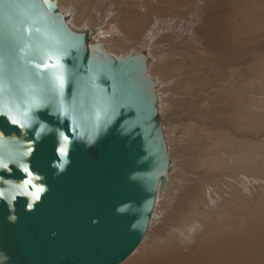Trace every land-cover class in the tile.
Returning a JSON list of instances; mask_svg holds the SVG:
<instances>
[{"label":"water","instance_id":"obj_1","mask_svg":"<svg viewBox=\"0 0 264 264\" xmlns=\"http://www.w3.org/2000/svg\"><path fill=\"white\" fill-rule=\"evenodd\" d=\"M66 19L0 0V264L122 263L171 168L147 57H112ZM21 165L38 201L19 194Z\"/></svg>","mask_w":264,"mask_h":264},{"label":"bare ground","instance_id":"obj_2","mask_svg":"<svg viewBox=\"0 0 264 264\" xmlns=\"http://www.w3.org/2000/svg\"><path fill=\"white\" fill-rule=\"evenodd\" d=\"M51 1L71 29L90 31L89 45L144 54L157 84L171 168L146 234L120 264L153 230L160 245L183 249L203 235L207 251L194 264H264V53L244 39L264 31V0L218 11L201 0Z\"/></svg>","mask_w":264,"mask_h":264},{"label":"rangeland","instance_id":"obj_3","mask_svg":"<svg viewBox=\"0 0 264 264\" xmlns=\"http://www.w3.org/2000/svg\"><path fill=\"white\" fill-rule=\"evenodd\" d=\"M200 1V0H199ZM204 0H201L198 3V5H201L202 7L206 8L209 5H213V9L218 11L220 10L218 8V5L228 1V0H206L207 3L203 2ZM217 5V8H216ZM223 11L229 10L226 5L221 7ZM207 12H211V9H207ZM205 13V11H204ZM224 14V13H222ZM212 22V19L208 20V24ZM201 24V21L199 22ZM195 26V24L193 25ZM223 25H221L222 27ZM194 35H192L193 37ZM249 41L248 47L254 48V55H259V53H264V31H255L252 33H249L246 38H244ZM242 38L240 39V41ZM120 41H124V38L121 37ZM247 46V45H245ZM246 55V54H245ZM157 225V223L155 224ZM154 225V226H155ZM154 234V230L151 234L150 241L146 245L145 248H143L142 251L139 252L138 256L133 257L130 261H128L126 264H194L196 260H202L205 253L206 248L204 247L203 243V235L199 234L197 236V240H193L191 242L186 241V248L183 249V247L176 245V246H169L170 242H167L165 245L161 244V239H155L152 238ZM159 233L156 232V235L154 237H157ZM155 239V240H154ZM197 241V243H196ZM188 242V243H187ZM157 244L160 247H156ZM152 252L154 254L153 258H150L148 254ZM157 257V259H155Z\"/></svg>","mask_w":264,"mask_h":264},{"label":"snow or ice","instance_id":"obj_4","mask_svg":"<svg viewBox=\"0 0 264 264\" xmlns=\"http://www.w3.org/2000/svg\"><path fill=\"white\" fill-rule=\"evenodd\" d=\"M51 65H46V67H50ZM39 67V65H37ZM9 119L12 120V123L14 124H21L19 120H17L15 117L10 116ZM21 126H23L21 124ZM39 135V134H37ZM63 135V133L61 134ZM65 141L67 142V136L64 137ZM31 150H29L30 153ZM61 154L66 156L67 155V148H64L61 150ZM23 172L27 174V178L24 179L20 184H19V189L20 192L25 195V196H30L34 201H38L40 199V194L45 191V189L42 186H37L36 184L33 183V180L39 179V177L33 176L32 171L25 165H21ZM60 168H63V165H59ZM0 168L8 169V165L0 161ZM10 170V169H9ZM29 186H31L34 191H29ZM4 195L3 191H0V198H2ZM32 205H29L31 207Z\"/></svg>","mask_w":264,"mask_h":264},{"label":"clouds","instance_id":"obj_5","mask_svg":"<svg viewBox=\"0 0 264 264\" xmlns=\"http://www.w3.org/2000/svg\"><path fill=\"white\" fill-rule=\"evenodd\" d=\"M18 186H19V184H18V185H16V187L19 189V187H18ZM19 194H20V195H23V194H22L20 191H19ZM9 204H11V201H9ZM10 212H11V208H10ZM9 219H10V220H13V219H14V217L10 216V217H9Z\"/></svg>","mask_w":264,"mask_h":264}]
</instances>
